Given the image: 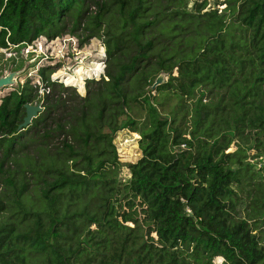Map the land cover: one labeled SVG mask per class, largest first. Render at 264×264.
I'll list each match as a JSON object with an SVG mask.
<instances>
[{"label": "trees", "instance_id": "16d2710c", "mask_svg": "<svg viewBox=\"0 0 264 264\" xmlns=\"http://www.w3.org/2000/svg\"><path fill=\"white\" fill-rule=\"evenodd\" d=\"M187 1L0 0V48L81 26V42L108 36L107 78L85 95L43 65L48 92L27 79L0 99V264H264V165L247 160L264 158V0ZM113 6L119 34L105 29ZM127 24L137 48L121 60ZM171 95L173 109H159ZM41 100L20 130L24 105ZM125 128L140 132L141 156L123 179L114 139ZM27 140L38 157L18 163ZM247 197L253 212L241 216Z\"/></svg>", "mask_w": 264, "mask_h": 264}, {"label": "rangeland", "instance_id": "374dc122", "mask_svg": "<svg viewBox=\"0 0 264 264\" xmlns=\"http://www.w3.org/2000/svg\"><path fill=\"white\" fill-rule=\"evenodd\" d=\"M99 2H102L104 0H98ZM110 1V0H107ZM191 1H187V5H190ZM117 6V5H116ZM116 6H113L111 8V11L106 15L104 18V24L105 29H109L111 32L115 34H119V32L122 31L124 27V18L120 15L118 12V8ZM226 7V4H220L217 6L218 12H221V10ZM89 13L94 12L95 5L90 1L89 5ZM88 17V16H87ZM84 19V22L82 25L87 24L88 18ZM72 21L69 19L67 22L68 26H71ZM197 20H195L194 28H197ZM79 28L76 33H71L69 31L65 32L63 36L66 37V41H64L62 46V52H56L53 49H49L48 52H45L46 49L43 45L44 53L42 55L36 56V60H29V58L26 56L24 50L22 48H0V79H4L9 77V83H4L2 86H0V99L2 96L8 94L13 88H17L20 85H22L27 79H30V83L35 85H40L38 87V93L42 94L43 88L41 83L38 79V69L41 65H44L48 68L52 69V72L50 74V77L52 78H58V80L71 88H74L76 93L79 95H85L86 94V85L80 84L78 86L72 85L73 83H65V81L60 77L61 71H64L65 68H67V71H72L79 63L84 64L87 66H93L95 60L99 59V56L102 55V51L106 53V43L105 40L108 37L107 35H104L102 31V35L91 37L88 40H85L81 42L82 37L85 36V34L88 33L87 30H82ZM129 31L131 32L129 34ZM133 27L131 24H127L125 26V32L123 34V37L120 42V50L117 52V55L120 57L121 60H126L127 57L133 53L136 52L137 44L135 40L130 39L133 36ZM195 34V33H194ZM43 36V35H42ZM39 41L45 42L46 40L49 41L50 39L46 36H43V38L38 37ZM177 40V39H176ZM169 40V39H163L162 45L166 47V52L168 54L175 53V51L179 50L178 41L177 40ZM175 41V42H174ZM49 44V42L46 44V46ZM15 48V49H13ZM34 55V54H33ZM44 57V58H42ZM106 58L108 59V56L106 54ZM107 62H105L106 64ZM70 67V69H68ZM167 78V75H165ZM62 79V80H61ZM58 81V82H59ZM82 89V90H81ZM42 90V91H41ZM164 91H160L157 93V100L158 102L163 101ZM152 94H156L155 91H153ZM211 99V95H206L204 97L203 101L208 102ZM156 101V100H155ZM185 105L191 106L192 102L194 101V98H188L185 99ZM43 100L39 102V104L42 106ZM166 104L163 107L158 106L159 109L165 108L167 111H170L173 109L175 103L177 102V98L174 95H171L167 101H165ZM36 104V103H32ZM136 113H140L139 110L136 111ZM167 114V112H165ZM191 115V110L188 109L187 117L189 119V116ZM141 117H145L144 114L141 115ZM127 131L121 130L118 132L117 136L114 139V142L117 147L118 154L120 156V162L122 163V169L120 172V176L123 179L129 178L131 174V168L128 166L130 163L135 162L140 156L141 151L139 149V144L135 140L126 141V139L129 137V134L125 133ZM61 136L60 138H62ZM130 138V137H129ZM58 138H54L51 140V148H53V144H59ZM29 140H27V147H23L18 151V153L15 155L16 161L20 163V159L24 158L25 155L29 156H35L38 157L37 153V145L33 143V145H29ZM250 145L246 144L244 147L248 148ZM236 145L232 144L230 147V150H235ZM254 152V149L248 150V153L252 155ZM247 160L251 163L255 162L253 169L256 170L259 168L261 164L264 165V158L259 157L258 161H255L256 159H252L251 156L247 158ZM11 168L12 169H19V165L16 164V162L11 161ZM257 171V170H256ZM27 174L29 175L30 172L28 171ZM31 192L33 194L36 193V189L32 188ZM246 197V193H243ZM247 200L251 203V197H247L243 199V203L238 206V212L241 216H246L247 214H250L253 212V209L251 206H247ZM238 215V214H237ZM2 216H0L1 218ZM2 222V221H0ZM260 228V227H259ZM258 228V229H259ZM258 233L260 234L263 243H264V224L261 225V228L258 230ZM223 261V258H217L216 262L221 263Z\"/></svg>", "mask_w": 264, "mask_h": 264}, {"label": "built area", "instance_id": "2783aa9c", "mask_svg": "<svg viewBox=\"0 0 264 264\" xmlns=\"http://www.w3.org/2000/svg\"><path fill=\"white\" fill-rule=\"evenodd\" d=\"M41 38H43L42 35H40ZM38 36V37H40ZM34 38L32 40H23L22 42H20L19 44H16V45H12V44H9L8 47H5L6 49H10L12 47H16V48H22V50H24L26 56L29 58V60L31 59H34L36 56H39V55H42V53H44V50H43V45L46 49L45 52H48L49 49H53L55 50L56 52H59L61 53L62 52V46H63V43L64 41H66V37L62 35H59V36H55L53 38H49L50 40L49 41H39V38ZM48 38V37H47ZM49 42V44L46 46V44ZM15 49V48H13ZM102 55L99 56V59L98 60H95L93 66H87V65H84V64H78L74 69H72V71H67L65 68L64 71H61V75H59L60 77H62V79L65 81V79L67 77H71V83H73L72 85L74 86H78L79 83H82V84H86L87 80L89 79H93V80H98L102 77L104 78H107L106 75H105V70H106V53L105 52H101ZM34 54V55H33ZM44 58V57H42ZM43 66V65H41ZM38 70L40 68H37ZM68 69H70V67H68ZM51 74V73H50ZM52 81H59L58 78H52V77H49ZM61 79V80H62ZM39 82H42L41 85H42V88H43V92H48L49 91V88L48 87H45V83H43V78H42V75H40L39 71H38V79ZM59 83H61L59 81ZM65 83H67L65 81ZM64 85V84H63ZM40 87V85H35L34 87ZM67 86V85H65ZM42 91V90H41ZM124 131H127L125 133L129 134V137L126 139V141H131V140H135L137 141V143L139 142V139L141 138V134L140 132L138 131H135V130H130L128 128H125L123 129Z\"/></svg>", "mask_w": 264, "mask_h": 264}, {"label": "water", "instance_id": "95a60500", "mask_svg": "<svg viewBox=\"0 0 264 264\" xmlns=\"http://www.w3.org/2000/svg\"><path fill=\"white\" fill-rule=\"evenodd\" d=\"M167 75L165 72H160V74L155 78V81L153 82L151 88L155 89L158 85L164 83L167 78H165ZM4 84V81L0 79V86ZM25 116L23 118V122H21L18 126V128L25 129L32 121L34 117H36L43 109L44 107L38 104H32V103H26L25 105Z\"/></svg>", "mask_w": 264, "mask_h": 264}, {"label": "bare ground", "instance_id": "6f19581e", "mask_svg": "<svg viewBox=\"0 0 264 264\" xmlns=\"http://www.w3.org/2000/svg\"><path fill=\"white\" fill-rule=\"evenodd\" d=\"M36 58H37V57H35V58H34V59H32V60H34V61H35V60H36ZM9 77H10V76H9ZM9 77H7V78H4V79H3L4 83H9Z\"/></svg>", "mask_w": 264, "mask_h": 264}, {"label": "clouds", "instance_id": "9594fccd", "mask_svg": "<svg viewBox=\"0 0 264 264\" xmlns=\"http://www.w3.org/2000/svg\"><path fill=\"white\" fill-rule=\"evenodd\" d=\"M106 61H107V59H106ZM107 64V63H106ZM89 80H93V79H89ZM99 80V79H98ZM88 81V80H87ZM87 83V82H86ZM86 85V84H85Z\"/></svg>", "mask_w": 264, "mask_h": 264}]
</instances>
